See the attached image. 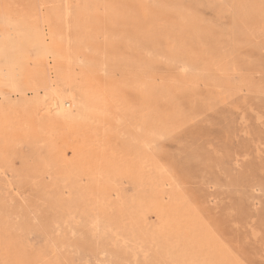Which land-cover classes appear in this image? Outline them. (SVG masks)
<instances>
[{
    "label": "rangeland",
    "instance_id": "1",
    "mask_svg": "<svg viewBox=\"0 0 264 264\" xmlns=\"http://www.w3.org/2000/svg\"><path fill=\"white\" fill-rule=\"evenodd\" d=\"M67 5L0 0L57 53L1 87L0 264H173L167 236L194 264H264V0ZM63 72L97 99L68 128L45 113Z\"/></svg>",
    "mask_w": 264,
    "mask_h": 264
},
{
    "label": "bare ground",
    "instance_id": "2",
    "mask_svg": "<svg viewBox=\"0 0 264 264\" xmlns=\"http://www.w3.org/2000/svg\"><path fill=\"white\" fill-rule=\"evenodd\" d=\"M71 2L72 0H67L68 5ZM243 13H245L244 10L241 12V14ZM0 22L8 27L6 29L4 28V30L0 32V96H4L6 94L3 93L1 89L2 86H8L14 92L19 91L21 93L24 91L21 80L26 72L27 66L31 61L34 59H45L49 63L48 58H54L57 53L52 43L48 42V37H52V34L46 33V30L43 28V26H29L25 20L12 19L11 16L9 17L4 13L0 15ZM193 28H195V25H193ZM56 78L57 81L52 78L49 80L51 90L50 93L48 92V94L50 96V102H48V104L45 106V113L48 118H50V121H61L64 126L68 128L84 117L86 110L96 104L97 99L96 96L94 97L85 87H83V94L80 96L77 95L75 89H70V87L73 86L71 82L77 78L76 76L75 79H72L71 76L69 78V75L63 72L60 75H56ZM66 85H69L68 89L64 87ZM3 96L2 98L6 99L7 96ZM0 110H2V105H0ZM107 181L110 180L107 179ZM155 186H157V184H155ZM100 190L102 192L103 188L100 187ZM73 201L77 202V198L73 199ZM97 219L99 220L96 222V226L103 227L105 231L103 232L104 234L109 233L106 232L107 230H113L114 227L117 226V218H114L111 215L97 217L96 220ZM140 229L141 228H139L137 224L135 233L140 234ZM146 234L142 232L141 235L146 236ZM161 238L159 242V248L164 254L167 253V256H171L169 261L172 260L175 264H194V261L196 260V256H194L195 253L192 254L189 252V254H187L184 253L183 250H177V247L175 248V245L171 243L172 241L170 242L167 240L168 236L166 238ZM142 239L146 238L143 237ZM170 244L172 246H169ZM79 246L88 248L87 245L83 243L79 244ZM209 262L210 261L208 260L207 263L209 264Z\"/></svg>",
    "mask_w": 264,
    "mask_h": 264
}]
</instances>
